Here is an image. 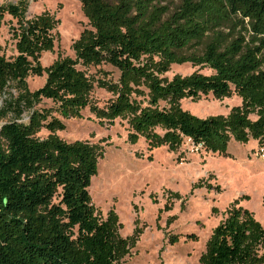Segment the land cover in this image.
<instances>
[{"label": "trees", "instance_id": "16d2710c", "mask_svg": "<svg viewBox=\"0 0 264 264\" xmlns=\"http://www.w3.org/2000/svg\"><path fill=\"white\" fill-rule=\"evenodd\" d=\"M78 1L88 28L72 43L73 58L47 67L40 57L54 47L52 18L29 15V0L0 7V20L15 23V55H0V264H122L133 247L138 232L122 238L117 215L103 218L91 203L98 147L55 136L62 120L84 109L125 119L129 143L143 138L148 149L176 150L186 139L223 156L231 139L264 149V0ZM184 63L212 74L165 77ZM102 64L118 72L116 80L102 70L87 75ZM30 76H44L43 85L31 91ZM93 83L113 96L103 108L90 102ZM232 89L241 104L224 118H199L179 105ZM43 100L53 108L37 109ZM199 263L264 264V226L231 208Z\"/></svg>", "mask_w": 264, "mask_h": 264}, {"label": "rangeland", "instance_id": "374dc122", "mask_svg": "<svg viewBox=\"0 0 264 264\" xmlns=\"http://www.w3.org/2000/svg\"><path fill=\"white\" fill-rule=\"evenodd\" d=\"M15 1L0 0V7ZM28 13L47 14L54 22V47L41 54V65L73 58L72 43L88 28L80 2L29 0ZM14 24L7 15L0 20V55L7 59L15 55L10 33ZM99 70L107 72L109 79L118 77L108 64L87 69V75L98 76ZM194 72L212 74L207 67L184 63L172 64L165 77H185ZM43 83L44 76L27 79L31 91ZM89 98L92 105L103 108L113 96L93 83ZM240 104L233 89L222 98L209 93L179 102L182 110L199 118H224ZM36 108L52 109L53 104L43 100ZM249 118L254 121L256 116ZM62 121L65 129L55 136L68 143L87 142L101 153L88 188L96 212L105 218L113 211L121 224L118 233L122 238L138 232L122 264H200L212 230L231 208L249 211L264 226V149L257 141L238 143L231 139L225 156L194 146L187 139L176 150L164 145L148 149L143 138L129 143L125 119H99L84 109L81 118ZM39 135L46 137L47 132Z\"/></svg>", "mask_w": 264, "mask_h": 264}, {"label": "built area", "instance_id": "2783aa9c", "mask_svg": "<svg viewBox=\"0 0 264 264\" xmlns=\"http://www.w3.org/2000/svg\"><path fill=\"white\" fill-rule=\"evenodd\" d=\"M187 140H188V139H187ZM189 141H190V140H189ZM194 146H197V147H200V148H202V147H201V145H194Z\"/></svg>", "mask_w": 264, "mask_h": 264}]
</instances>
